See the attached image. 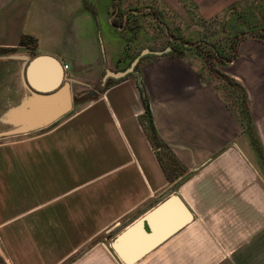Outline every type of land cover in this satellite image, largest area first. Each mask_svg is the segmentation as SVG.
Listing matches in <instances>:
<instances>
[{"label":"crops","instance_id":"crops-1","mask_svg":"<svg viewBox=\"0 0 264 264\" xmlns=\"http://www.w3.org/2000/svg\"><path fill=\"white\" fill-rule=\"evenodd\" d=\"M123 1L0 0L2 48L23 36L36 42L0 76L1 264H264V40L245 35L223 66L246 124L172 53L140 57L134 73L74 103L136 55L130 17L144 20L150 5L121 13ZM235 1L187 0L203 18ZM38 55L67 66L70 108L13 132L24 124L7 111L40 94L24 78ZM164 201L160 231L186 220L126 263L112 247L117 234L131 229L119 244L133 257L150 243L134 225Z\"/></svg>","mask_w":264,"mask_h":264},{"label":"rangeland","instance_id":"rangeland-1","mask_svg":"<svg viewBox=\"0 0 264 264\" xmlns=\"http://www.w3.org/2000/svg\"><path fill=\"white\" fill-rule=\"evenodd\" d=\"M174 1L180 6L173 8ZM237 2L239 0L231 3L228 10H219L218 13L203 18L187 0H148L149 16L146 15L144 20L135 15L130 17V41L136 55L146 47L148 50L169 47L170 50L165 54L184 57L198 67L239 123L246 124L243 97L235 81L223 74V66L229 60L236 43L245 35L254 37L261 34L264 38V0ZM141 6L140 0H124L120 12L141 11ZM152 15L156 17L153 18ZM119 21L120 16L117 18V22ZM160 22L164 24L160 25ZM22 44L10 49L4 57L0 56V76L11 73L23 51L32 46L28 39L23 40ZM2 50L0 45V54ZM100 87L99 79L92 89L83 90L81 96L73 98V102L93 97ZM1 91L0 89V96Z\"/></svg>","mask_w":264,"mask_h":264},{"label":"water","instance_id":"water-1","mask_svg":"<svg viewBox=\"0 0 264 264\" xmlns=\"http://www.w3.org/2000/svg\"><path fill=\"white\" fill-rule=\"evenodd\" d=\"M169 50V47H166L163 50H148L147 48L141 49L123 70L116 72L105 70L100 78V85L103 86L108 79L118 80L126 77L128 74H131L140 57L147 54L160 56L167 53ZM43 67H45L44 72L42 71ZM24 78L26 84L32 90L39 92L40 94H33V98L26 101L20 107L7 111L5 119L13 122L17 120L19 123L24 124L23 127L18 128L13 132H23L36 127L45 126L55 121L69 110L70 100L68 95V86L63 82L64 71L62 66H60L54 58L39 55L34 56L28 61L24 69ZM37 81L40 83H37ZM166 205V201L156 205L151 209L148 215L143 218L142 226L140 222L134 225V228L137 230H140V228L143 230L142 236L147 238L150 243L142 244L138 248V252L131 258L123 256L120 250L121 244H119L130 236L131 229H124L123 231H120L124 228L125 224L119 230L120 232L114 239L112 247L126 263L133 262L135 258L149 251L157 245V242L166 238L171 232L182 226L187 217L186 213L185 218L180 223L174 225L167 231H160L159 226L155 221V217L157 214L165 211Z\"/></svg>","mask_w":264,"mask_h":264},{"label":"trees","instance_id":"trees-1","mask_svg":"<svg viewBox=\"0 0 264 264\" xmlns=\"http://www.w3.org/2000/svg\"><path fill=\"white\" fill-rule=\"evenodd\" d=\"M152 17L154 18V17H156V16H154V15H152ZM254 37H256V38H259V39H262V40H264V38L261 36V34H259V35H256V36H254ZM25 39H28V40H30L31 41V43H32V46H31V48H29V50H32L33 48H34V46H35V39H33L32 37H28V36H23L20 40H19V43H18V45L19 46H22L23 44H22V41L23 40H25ZM10 49H12V48H3V50H2V52H1V54L2 53H7L8 51H10ZM233 50H234V48H233ZM136 56V55H135ZM134 56V57H135ZM133 57V58H134ZM132 58V59H133ZM131 59V60H132ZM130 60V61H131ZM129 64V63H128ZM135 69V68H134ZM135 71L133 70V72L132 73H134ZM131 73V74H132ZM131 74H128V75H131ZM127 75V76H128ZM111 81H115V80H111V79H108L107 81H106V83H108V82H111ZM104 84L99 90H102L107 84ZM145 107H146V112H147V106H146V103H145ZM150 133H151V128H150ZM0 264H1V262H0Z\"/></svg>","mask_w":264,"mask_h":264},{"label":"built area","instance_id":"built-area-1","mask_svg":"<svg viewBox=\"0 0 264 264\" xmlns=\"http://www.w3.org/2000/svg\"><path fill=\"white\" fill-rule=\"evenodd\" d=\"M62 68H63V71H65L67 69V66L63 65Z\"/></svg>","mask_w":264,"mask_h":264}]
</instances>
